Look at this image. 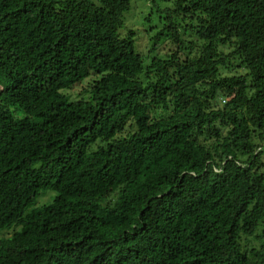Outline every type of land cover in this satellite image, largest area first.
Returning a JSON list of instances; mask_svg holds the SVG:
<instances>
[{
    "label": "trees",
    "instance_id": "obj_1",
    "mask_svg": "<svg viewBox=\"0 0 264 264\" xmlns=\"http://www.w3.org/2000/svg\"><path fill=\"white\" fill-rule=\"evenodd\" d=\"M130 1L0 0V264H264V0L176 1L145 67Z\"/></svg>",
    "mask_w": 264,
    "mask_h": 264
},
{
    "label": "rangeland",
    "instance_id": "obj_2",
    "mask_svg": "<svg viewBox=\"0 0 264 264\" xmlns=\"http://www.w3.org/2000/svg\"><path fill=\"white\" fill-rule=\"evenodd\" d=\"M176 1L178 0H131L128 11L122 16L123 27L119 30V36L123 37L128 31L134 33V49L142 58L144 67L152 58L164 57L175 50V46H173L170 41L163 38V36L157 38V35L161 28L166 24L167 20L181 24L179 31L182 33V39L184 41L191 42L192 40L193 35L191 30L186 28V24H188L189 20L184 19L181 15H178L175 12ZM230 62L235 66L238 64L236 60H231ZM243 73L244 71L241 68L235 67V70L231 74ZM89 81V79L83 80L79 84H76L72 89L63 91V94L69 102L86 100L89 97L88 92L86 91L88 89ZM229 100L230 98L219 96L216 99V102H213L212 104L222 108ZM226 133V129H222L221 132L219 131V134L213 135L212 138L207 139L203 144L205 146L217 145ZM52 197V193H44L38 198L37 204L42 205L47 203ZM10 233V230L4 231L0 236H9Z\"/></svg>",
    "mask_w": 264,
    "mask_h": 264
}]
</instances>
